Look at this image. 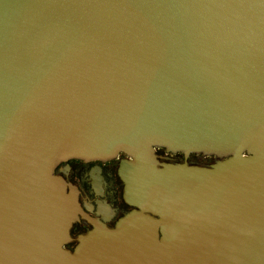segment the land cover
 <instances>
[{"label": "water", "instance_id": "95a60500", "mask_svg": "<svg viewBox=\"0 0 264 264\" xmlns=\"http://www.w3.org/2000/svg\"><path fill=\"white\" fill-rule=\"evenodd\" d=\"M119 155L66 248L55 167ZM0 264H264V0H0Z\"/></svg>", "mask_w": 264, "mask_h": 264}, {"label": "flooded vegetation", "instance_id": "af4514ba", "mask_svg": "<svg viewBox=\"0 0 264 264\" xmlns=\"http://www.w3.org/2000/svg\"><path fill=\"white\" fill-rule=\"evenodd\" d=\"M156 153L160 161L169 163L185 161L192 165L209 166L215 161L213 156L199 154H189L184 160L182 154L166 153L162 148H157ZM123 157L119 155L105 161L68 159L55 167L54 173L66 181L68 191L76 194L81 212L86 215L78 213L77 220L69 229L71 239L65 245L66 248L72 249L77 243V237L92 229L89 218L112 228L121 217L135 209L123 199V182L118 175V165Z\"/></svg>", "mask_w": 264, "mask_h": 264}]
</instances>
